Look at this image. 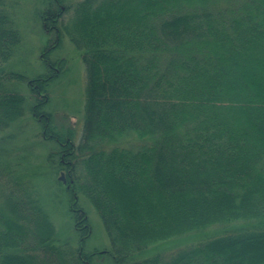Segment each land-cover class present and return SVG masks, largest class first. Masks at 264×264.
<instances>
[{
	"label": "trees",
	"instance_id": "trees-1",
	"mask_svg": "<svg viewBox=\"0 0 264 264\" xmlns=\"http://www.w3.org/2000/svg\"><path fill=\"white\" fill-rule=\"evenodd\" d=\"M9 1L0 0V129L24 111V96L5 82L25 79L32 116L54 145L45 160L64 173L79 238L76 249L57 243L22 158L3 154L0 264H92L101 255L108 264H264V0H74L65 20L63 0H47L41 17L55 39L41 52L48 71L32 78L4 67L19 41ZM63 34L86 72L77 144L43 110L61 66L47 55ZM129 135L135 142H122ZM80 197L108 237L98 252L83 248L90 225ZM238 221L250 227L167 257H134Z\"/></svg>",
	"mask_w": 264,
	"mask_h": 264
},
{
	"label": "rangeland",
	"instance_id": "rangeland-1",
	"mask_svg": "<svg viewBox=\"0 0 264 264\" xmlns=\"http://www.w3.org/2000/svg\"><path fill=\"white\" fill-rule=\"evenodd\" d=\"M71 1L74 0H63L61 4L66 8L63 20L70 16ZM47 4V0H10L7 3L6 8L10 13L9 16L19 34L17 45L4 63L7 72L18 73L24 78H32L48 71L46 59L41 57V52L46 44H51L55 38L54 32H47L43 26L41 15ZM47 58L52 62L61 59V66L58 76L48 83L46 92L48 102L44 105L43 110L51 113L53 126L56 130L60 131L61 126L70 128L74 133V143L77 144L81 135L86 85V72L81 60V53L63 34L59 45L47 55ZM54 67H58V64ZM5 83L24 96V111L20 118L8 127L0 129V163L3 161V154L22 158L25 166V171L22 173L31 185L42 209L52 221L57 243H68L72 249H76L79 237L70 210V195L60 179L62 170L55 171V167L45 160L47 151L54 148L53 142L43 139L39 122L32 116L33 97L29 92L26 80L13 77L11 80H6ZM122 140L127 144L135 142V139L130 135L123 137ZM82 197L79 199L80 205L86 211L90 225V233L83 243V248L87 252H98L109 245L108 237L93 206L86 198ZM21 211L24 212V210ZM248 227H250L248 222L242 221L209 224L204 228L152 244L144 252L134 255V257L141 259L156 253L167 257L178 249L199 240L204 241L224 234L228 230ZM252 251V249L248 250L247 257L251 256ZM241 258L240 261L247 264V260ZM92 264H108V261H105L101 255L94 257Z\"/></svg>",
	"mask_w": 264,
	"mask_h": 264
},
{
	"label": "water",
	"instance_id": "water-1",
	"mask_svg": "<svg viewBox=\"0 0 264 264\" xmlns=\"http://www.w3.org/2000/svg\"><path fill=\"white\" fill-rule=\"evenodd\" d=\"M60 179H61L63 182L65 181V178H64V174H63V172H61Z\"/></svg>",
	"mask_w": 264,
	"mask_h": 264
}]
</instances>
